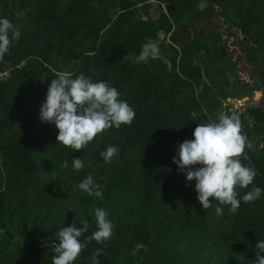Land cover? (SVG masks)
Segmentation results:
<instances>
[{
	"label": "trees",
	"instance_id": "16d2710c",
	"mask_svg": "<svg viewBox=\"0 0 264 264\" xmlns=\"http://www.w3.org/2000/svg\"><path fill=\"white\" fill-rule=\"evenodd\" d=\"M198 2L0 0V16L16 32L0 55V264H52L55 233L88 221L81 239L90 236L96 208L108 212L112 235L88 240L73 264H89L98 251L100 264H252L264 239V194L235 213L221 205L217 216L219 202L210 197L213 206L202 209L195 181L186 182L173 157L197 124L237 114L251 142L241 159L257 173L237 191L264 188V108L230 110L264 92V0H206L203 10ZM146 42L158 53L137 63ZM236 57L252 68L249 76L241 77ZM222 65L232 84L220 94L212 78ZM58 71L116 87L133 121L104 130L86 150L57 144L58 129L38 112ZM200 77L210 96L199 94ZM107 145L118 147L110 163L100 156ZM74 158L84 168L73 169ZM88 174L102 197L77 187ZM138 243L146 250L133 255Z\"/></svg>",
	"mask_w": 264,
	"mask_h": 264
},
{
	"label": "clouds",
	"instance_id": "9594fccd",
	"mask_svg": "<svg viewBox=\"0 0 264 264\" xmlns=\"http://www.w3.org/2000/svg\"><path fill=\"white\" fill-rule=\"evenodd\" d=\"M206 6V0H199L197 7L200 10ZM15 35L13 23L7 17L0 16V55L9 50ZM156 55V44L146 42L141 46L136 62H146ZM134 117L133 108L121 98L116 87L103 80L93 81L84 73L75 75L69 71L56 73L38 112L41 122L54 124L58 129L57 144L74 151L86 150L89 142L98 134L109 128L130 124ZM192 135L193 139H186L178 145L173 162L185 175L186 182L195 181L194 191L202 209L213 206L210 197L219 202L215 207L217 216L223 214L221 205L228 206V210L235 213L241 207V202L250 203L261 198L264 188L258 186L251 187L242 196L237 191L253 185L257 175L256 170L241 159L245 148L251 147V142L241 132L239 115L221 113L215 122L208 120L206 124H197ZM117 152V146L107 145L100 156L105 163H110ZM84 166L83 158L71 160V167L75 170ZM62 167L68 168L69 160H65ZM77 187L90 196L100 198L103 195L102 185L96 183L92 174L82 179ZM94 217L96 231L83 239L82 234L89 228L88 221H83L80 227L74 223L59 228L55 233L58 242H54L52 264H73L88 240L100 243L111 237L113 223L108 219V212L96 208ZM141 249L146 250L145 245L136 244L132 254ZM254 252L252 264H264V239L258 240ZM99 255V251L94 253L89 264H100Z\"/></svg>",
	"mask_w": 264,
	"mask_h": 264
},
{
	"label": "rangeland",
	"instance_id": "374dc122",
	"mask_svg": "<svg viewBox=\"0 0 264 264\" xmlns=\"http://www.w3.org/2000/svg\"><path fill=\"white\" fill-rule=\"evenodd\" d=\"M217 32H213L210 35L211 39L214 41L215 40L219 41L220 36L222 35L219 30H217ZM224 38H226V36H224ZM157 53H158V50H157ZM236 61H238L240 64L239 71H240L241 77L249 76L252 68L247 65L246 60L242 57H236ZM222 68L224 69V71L223 72L220 71L219 74L214 75L212 78L213 81L215 82V87L218 90V92H220V94H223L226 89H230L231 84H232L231 71L226 69L225 65H222ZM206 77H207V75H206ZM197 83H198L197 86L199 88V94L200 95H203L204 93H206L210 96V94H212L210 91L209 85L207 83V80L200 77V80ZM251 106L264 108V92H262V91L255 92L253 98H246L244 100L236 101L234 104V108H232L230 110L233 113L238 112L239 114L240 113L242 114Z\"/></svg>",
	"mask_w": 264,
	"mask_h": 264
}]
</instances>
